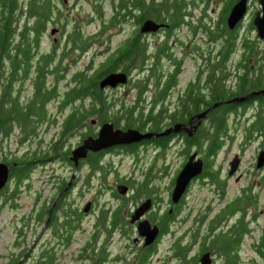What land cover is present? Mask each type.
I'll list each match as a JSON object with an SVG mask.
<instances>
[{
    "label": "rangeland",
    "instance_id": "1",
    "mask_svg": "<svg viewBox=\"0 0 264 264\" xmlns=\"http://www.w3.org/2000/svg\"><path fill=\"white\" fill-rule=\"evenodd\" d=\"M31 0H28V9L31 6ZM117 0H50L52 5L50 15L54 17V23L47 25L45 31L38 34V44L35 47L33 62L37 61L39 54L48 53L54 50V58L47 65L52 69L58 64V70H62V77L55 79L56 71L46 74L45 84L54 86L55 96L47 101V113L45 120L41 124H37L35 134L22 141L19 140L20 133L16 127L7 136L0 134V160L6 153L12 157L17 156L22 151L36 148L41 144L42 148L47 146L51 138L58 135L61 124L66 113L76 106L77 103H70L64 109L59 110V101L62 99L66 88L72 84V73L88 67L89 71L94 70L99 63L113 51L121 48L125 37L132 28V21L125 20L110 24L108 19L113 12V4ZM193 6L195 13H199L200 0ZM26 4V0H21ZM259 8L258 0H248L247 11L244 17L238 21V35H246L249 38L254 35L251 31L250 19L253 9ZM213 13L212 10L209 11ZM29 14V11H28ZM60 15V21H57V15ZM215 15V13H214ZM17 24L20 27L25 23L24 12L19 15ZM34 18L28 17V26L33 24ZM63 25L59 31L51 32L50 26ZM79 29L82 38H86L87 47L80 49L79 44L72 43L69 38L70 34ZM32 37L33 34L30 33ZM56 37V39L54 38ZM78 42V41H77ZM263 42H258L262 44ZM238 50L241 47L237 46ZM192 58V57H191ZM191 58L185 59L182 63L176 88L184 87L188 80L194 77L195 71L201 65L193 62ZM74 60L70 65L68 62ZM162 65L167 72L171 65L166 63ZM62 66V67H61ZM133 76L137 75L136 71L132 72ZM30 76V75H29ZM136 79V78H135ZM53 82L55 85H53ZM120 84V85H119ZM113 87H105V91L110 97L115 99L112 109L117 110L120 102L133 103L136 100L137 91L131 89L126 82L119 83ZM151 90L153 89V81H151ZM16 86L20 88L22 101H27L33 95L34 84L28 77L23 81H17ZM148 91L145 96L149 100ZM167 99H171L167 97ZM174 99V92L172 100ZM147 107V104H146ZM238 107L237 113L230 116V129L228 137L222 147L218 150L212 163L214 168L219 169V181L209 180V178H201L194 180L183 199L180 215L175 221L167 223V230L161 234L155 244V250L147 257L148 264H189L179 259L174 252V244L177 239L188 243L190 251L187 256L191 258L199 252V246L203 239V235L207 231L208 222L214 217L226 204L235 198H239L236 205V213L226 220L225 215L219 222L217 228H226L230 222L237 221V215H242L245 221L246 229L242 233L238 254L241 262H255V264H264V256L262 257L255 251L254 245L258 244L260 236L264 233V166L256 167L257 154L264 147V138H258V132L252 137L245 138L244 125L249 118H253V112L249 105L243 109ZM94 118V121H91ZM54 119V120H53ZM100 122L96 116H88L85 123L79 128L74 129L62 140L59 152L53 153L47 160L35 162V166L31 168L30 173L19 183L15 179L9 178L8 187L0 194V203L6 197V201L0 206V264H3L10 257L15 256L20 250L28 247V263L39 250L42 242L49 239L56 240L52 235L50 227L47 225L45 217L40 220L36 219L35 213L39 206L55 197L59 191L63 193L64 204L77 207L82 212L79 226L74 230L72 241L67 248L60 251L61 256L56 264H92V260L96 258L97 252H93L91 259H79L77 254L85 240L92 237L96 228L95 221L102 209L109 210L112 205L117 203L116 196H113L110 187H115L118 178L128 179L131 181L139 180L142 176L139 167L133 166L135 157L130 154L112 153L106 154L101 160L103 168L93 171L89 177L88 166H83L80 171H76L74 165L62 156H67L64 150H69L75 146L84 136L93 134L99 129ZM181 142L171 145L165 150V156H160L157 163V175L152 179L151 188L157 195H161L162 208L167 207L166 198L168 193V185L175 170L179 169L183 162L181 154ZM146 154L148 159L155 152L150 146ZM142 150L138 148V155ZM240 153V163L237 170L228 175V162L234 153ZM144 156L145 152H141ZM145 154V157H146ZM202 156V154L199 153ZM166 161L169 165V171L163 173L160 163ZM144 161H147V157ZM140 161L139 163H142ZM137 164V163H136ZM109 169H108V168ZM105 171L103 175L102 171ZM103 175V176H102ZM86 176V177H85ZM67 181L63 189H59L58 185L61 180ZM130 181V182H131ZM129 182V183H130ZM130 185V184H129ZM14 192V193H12ZM13 194V196H11ZM126 200V209L139 202L140 196L133 198V193L128 187ZM90 202L87 211H83V206ZM206 214V215H205ZM204 215V220L197 222L198 218ZM223 220H226L222 223ZM126 226L129 232V239L121 236L119 231L111 230L108 233L101 231L97 238V244L102 247L104 245L107 256L99 264H118L113 261L112 256L119 253L123 256L121 264H134V257L137 248L141 246L140 240L134 241L135 236H139L135 225L126 218ZM101 228V227H100ZM197 233V235H194ZM196 238V239H195ZM131 250H134L132 253ZM215 252V262L219 264L222 257L217 255V250L211 248ZM27 252V251H26ZM25 252V253H26ZM24 255L21 257L23 258ZM128 257V260L125 259Z\"/></svg>",
    "mask_w": 264,
    "mask_h": 264
},
{
    "label": "trees",
    "instance_id": "2",
    "mask_svg": "<svg viewBox=\"0 0 264 264\" xmlns=\"http://www.w3.org/2000/svg\"><path fill=\"white\" fill-rule=\"evenodd\" d=\"M28 17H33V24L30 26L32 30L26 29L25 23L20 27L17 24L19 15L25 10L26 4L21 0H0V134L7 136L16 127L19 130L22 141L28 137L33 136L36 131V121L45 120L47 113V101L55 96L56 91L54 86H47L45 83L46 74L51 72L48 68L46 73L45 68L53 60L54 56L49 53L39 54L37 57V64L39 70L36 76L33 77L34 90L33 95L29 100L22 101L20 88L16 86L17 81H23L27 77V67L32 64L35 54V47H37L39 31L43 30L47 18L50 16L51 3L50 0H31ZM138 0H117L113 4V12L108 19L110 24H116L128 19H133L136 23L140 20L137 16ZM229 3L225 5V16L227 14ZM182 5L176 1L161 0L156 14L163 19L178 20L181 15ZM224 16V19H225ZM227 23V22H226ZM224 22V27L218 30L219 33L226 34L227 28ZM251 25V24H250ZM251 27V26H249ZM236 32V31H235ZM32 33L31 38L29 34ZM71 35L72 42L78 43L80 49H85L87 43L86 38L81 37L80 30L77 29ZM228 35V34H227ZM229 36V35H228ZM78 41V42H77ZM225 41L230 42L227 48H233L235 45L241 47V66L240 72L233 76H228L225 70L221 75H214L212 71L207 78V81L202 86H195L196 82H190L187 92L178 100V106L174 110H166L164 94L153 98L151 105L146 107L144 105L142 96L143 89L146 87L147 79L138 77L133 81V86L137 87L136 100L133 103H125L121 101L117 110L112 109L115 104V99L100 88L98 81L102 76L112 70L128 71L131 67L137 65H129L123 62V57L128 53H124L126 49L118 48L111 52L105 60L98 64L94 70L89 71L88 67L80 69L71 76L73 81L71 86L66 88L62 99L59 101L58 108L64 109L70 103H77L71 108L63 118L61 129L58 135L49 141L48 145L43 147L39 144L36 148L22 151L17 156L12 157L4 154L1 159L9 165V178L15 179L19 183L30 173L31 168L35 166V162H42L52 157L55 152H59L62 140L68 134L79 128L85 123L88 116H96V119L101 123L105 120L114 122L115 126L120 127H137L141 130L149 129L151 131L160 132L164 130L165 125H172L174 122L182 121L188 122L189 119L195 117V114L212 106L215 102L217 105L212 106L204 117L200 119V124L192 135L184 134V146L181 148V153L187 154L191 148L198 150L202 154L204 167L201 173V179L209 178V180L219 181V169L214 168L212 163L224 142L228 137L230 129V116L237 113L238 107H245L250 102L251 95L243 101H228L234 97L244 95L246 93H256L254 91L256 80L251 72L249 66V57L251 55L250 38L245 34L237 42L234 32L231 37H227ZM132 48L128 50L137 51L136 37L131 40ZM127 51V50H126ZM212 69V67H211ZM160 73V72H159ZM57 80L58 78L55 77ZM127 82V81H126ZM198 84V83H197ZM53 85L54 82H53ZM159 101L156 107L155 102ZM242 109V110H243ZM257 122L251 120L244 125L245 138L252 137L253 134L260 131L264 134V115L259 112L257 114ZM93 118H91L92 121ZM54 120V119H53ZM182 131V130H181ZM180 132V131H178ZM93 134H96L94 132ZM169 137L167 135L152 136V141L165 142ZM135 143V142H132ZM163 143L161 147L164 146ZM69 153V150H64ZM67 156H63V159ZM99 156L91 154L89 157L90 164L96 169H101L98 162ZM103 175L105 171L103 170ZM102 175V176H103ZM67 184L64 179L59 182L58 188L61 190ZM132 189L135 191V196L149 194L150 191L144 182H130ZM8 187L6 183L1 189L0 194H5L3 191ZM14 193V192H12ZM60 195L56 198V196ZM59 193L51 198L50 201L39 206L35 213L36 219L40 220L45 217L47 225L50 227L52 235L56 240L49 239L42 242L41 247L28 263V247L20 250L15 256L10 257L3 264H56L61 256L60 251L67 248L73 237L74 230L79 226V221L82 212L77 207H71L64 204V194ZM116 195L117 192L115 191ZM13 196V194L11 195ZM6 197L2 202L6 201ZM2 202L0 206L3 205ZM239 198H235L221 209L210 221L206 233L199 246V250L211 249L225 251L229 256V250L238 243L239 238L245 231V221L243 216L239 215L237 221L233 223L230 228H217L219 222L228 211H233L236 208ZM117 209L111 218H108L107 209H102L96 218V228L91 238L85 240L79 250L77 257L79 259H91L92 253L97 252L96 258L92 260V264H99L105 259L107 251L104 245L100 247L97 244V238L101 231L105 233L110 232V225L117 223V216H119ZM117 214V215H116ZM126 220H123L124 224ZM101 227V228H100ZM167 230V224H162L161 233ZM194 235H197L195 233ZM264 237V236H263ZM181 239V238H180ZM177 239L174 244L175 255L181 260L186 258L185 250L189 247L188 243ZM196 239V238H195ZM155 250V246H145L140 249L138 259L134 264H148L147 257ZM27 251V252H26ZM26 252V253H25ZM25 253V256L21 258ZM184 261V260H183ZM195 257L189 264L195 263ZM184 262H187L186 260Z\"/></svg>",
    "mask_w": 264,
    "mask_h": 264
},
{
    "label": "flooded vegetation",
    "instance_id": "3",
    "mask_svg": "<svg viewBox=\"0 0 264 264\" xmlns=\"http://www.w3.org/2000/svg\"><path fill=\"white\" fill-rule=\"evenodd\" d=\"M170 1L172 2L176 0H170ZM235 1L236 0H200L201 2L199 7L200 12L196 14L194 12L195 8L193 6H195L198 3L197 0H177V2L182 5L180 10L181 15L178 20L169 18L170 21H168L167 18L163 19L162 17H160V15L156 14V9H158L161 0H138L137 16L140 21L136 23L135 21H133V19H128L129 21L131 20L133 22L132 28L125 37L121 48L127 50V51L125 50L124 52L125 54L128 53L127 56L123 57V62L129 65L132 64L137 65L136 67H131L128 71L124 70L128 75L126 84L129 87H131V89H134L138 92L137 87L132 85L133 81L136 80L138 77L147 79L146 87L143 89L144 91L142 92V96L144 97L143 100L144 105L147 104V107L150 106L154 96L158 97V95L164 94L163 95L165 96L164 102L165 105L168 107L166 108V110L169 111L174 110L178 106L179 98L183 97L186 94L190 82L197 81L195 86L196 87L198 85L202 86L205 83V81H207L208 75L212 71L214 72V75H221V73L226 70L229 73L228 76H233L234 74H238L240 72V66H241L240 60L242 56L241 50L237 49V45H235L233 48H227L228 47L227 45H229L230 42L225 41L227 37L229 36L231 37V33L233 32L235 34L236 41L238 42L240 40V36L238 35V30H239L238 23L231 28H229L226 23L229 10ZM227 3H229V6H228L227 14L225 16V5ZM260 8L261 6L259 2V8L252 10L251 12L252 16L250 19L251 31L252 30L254 31V35L250 37L251 55L249 57L250 59L249 66L252 76L255 79L260 80V81L256 80V84L253 90L258 92L253 93L251 95L250 102L248 104L253 112V116H252L253 118H251V120L255 122H257L258 120L257 114L259 112H261L264 115V38L258 37L257 29L252 22L255 13L258 12ZM210 10H212L213 13H210L209 12ZM24 14H25V26L28 32V30H32L30 26H28V0H26V7L24 10ZM145 19H153L155 22L159 23L160 25L155 30L142 31L140 27ZM58 21H60L59 14L57 15L56 22ZM51 22L54 23V17L50 15L46 20V24L43 30L39 31V33L45 31L47 25ZM224 22L226 23V28H227L226 34L219 33L218 31L221 30V27L222 28L224 27ZM61 28H64V26L63 25L50 26V31L52 32L53 30V32H56L59 31ZM74 31L72 32V34L74 33ZM135 37H136L137 51L133 50L131 52H128V50L132 48V45H135V44H131V40L134 39ZM54 38L56 39V37ZM69 38H71V35ZM258 42L260 43L263 42V43L258 44ZM114 51L115 50H113L112 52ZM50 53L54 55L55 52L54 50H52ZM188 57L189 58L192 57L191 59L193 60V62L200 64L201 66L196 69L194 77L188 80V82H186L184 87L178 88L176 91H174L177 85L180 71L182 69V63ZM164 61H166V63H169L171 65V68L167 72L165 71V68H162V65L165 64ZM72 62H74L73 59H71V61L68 62V65H70ZM26 70L28 74L27 75L28 79H31L34 84L33 77L36 76V73L39 70L37 62L32 61L31 66L29 68L27 67ZM57 70H58V64L54 66L51 69V71H56L55 75L59 79L63 76L62 75L63 71L62 70L57 71ZM45 71L46 73L48 72V66L45 68ZM78 71L79 70L75 72ZM133 71H136L137 73L135 77L132 74ZM75 72L72 73V76L74 75ZM151 81H153L152 90L149 88L151 86L150 85ZM148 91H151L152 94L149 95V100L147 101L145 96L148 95ZM173 92H174V99L173 101H171L173 97ZM167 97H170L171 99L168 100ZM157 104H159V101L155 102L154 107H156ZM72 107L74 108L75 106ZM42 122L43 119L40 121L35 120L36 124H41ZM195 123H196V119H193L192 123L190 124V129H189L190 133L187 130H182L180 132H172L171 134H169L168 139L165 140L164 143L152 141L151 140L152 137H151L149 139H144L142 141L135 143L118 144L100 149L99 151H94V152L89 151L85 158H81L79 160L77 166L75 167V170L80 171L83 166H88L89 172L86 176L89 177V175H91L93 171L99 170L96 169V167L94 168L90 164L89 157L91 156V154H95L96 156H99L98 162L101 165L100 167L101 169L103 168V164L101 160L103 159V156L108 153L112 154L114 152L116 153L121 152L124 154L133 155L135 157V162L133 166L136 165V167H139L140 173L142 174L141 178L135 181H137L138 183L144 182L150 191L149 194L146 193L144 195H141L139 202L137 204L134 203L131 206V208L127 210L126 200L128 199L129 194H127V192L123 194L119 193L116 190V185L118 183L127 184L134 196L135 191L134 189H132V186L129 185V182L133 178L131 177L130 180L118 178L116 180L115 187H110L113 196H116L118 201L116 204L112 205V208L109 210L108 218L109 217L111 218L110 215H112L113 217V214L116 212L117 209L120 210H118L119 216H117L116 218L118 222L110 225L111 226L110 231L111 230L119 231L121 236L125 237V240L127 241L129 239V232L126 226V222L123 224L122 221L126 220V218H128L130 221L131 213L134 211V209L141 201H143L148 197L151 198V206L143 212V214L139 217V219H148L151 225L156 224L158 226L159 229L158 235L150 243V246H155L157 240L160 238L162 234L161 233L162 224H167L168 222L175 221V219L180 215L181 205L183 203V199L185 195L187 194V190L190 184L194 180L201 178L202 177L201 174L193 177L192 180L190 181V184L187 186L186 191L180 196L178 201L173 202L171 200V190L173 187L175 176L179 170L176 169L175 174L172 176V178L169 181L167 198L165 199L167 207L164 208H162L161 206V202L163 198L161 195H157L155 194L156 192L155 193L153 192V189L151 188L152 185L151 182L153 180L152 178L156 177L157 175V166H158L157 161L160 158V156H163L164 158L166 154L165 150L168 147H170L172 144L175 145V143L177 142L182 143L181 146L182 148L184 146V134H187L189 136L192 135L193 132L198 127V125L200 124L198 123L196 127H193V124ZM168 125H165L163 128H165ZM145 130H149V129H145ZM257 137L262 139L264 138V134H261V132L258 131ZM81 140L77 144H79ZM162 143L164 146L161 147ZM149 146L151 148H154L155 152L148 159L146 152L149 150L147 149ZM260 147H264V144H261ZM138 148L142 150L141 152H145L147 161H144L146 158L145 154L144 156L141 152L139 155L137 154ZM70 149H69V154L67 155V160H69V162L73 164L72 160L69 159ZM193 150H195V148H191L187 154L181 153L185 158V160L188 154ZM239 155H241V152L239 153ZM185 160L183 159V162ZM140 161L143 162L139 163ZM183 162L181 163V166ZM160 166H162L163 173L169 171V165L166 163V161L163 160V162L160 163ZM115 191L117 192V195ZM129 198H131V196ZM234 210L225 213L226 220L228 219L229 216L234 215L236 213V211ZM204 218H205L204 215H201L198 218L197 222L203 221ZM139 219H136L135 221H130L132 225H135L136 230ZM226 220H223L222 223L225 222ZM234 222H230L226 226V228H230L229 226H232ZM263 236L264 233L260 236L258 240L259 241L258 244L254 245L255 251H257L262 257L264 256ZM138 240H140L141 246L137 248L136 252H134V250H131L132 253L133 252L135 253L133 262H136V260L138 259V253L140 249L149 245V244L147 245L143 244L144 242L143 235L134 237V241H138ZM239 240L238 243L235 244L234 247L229 250V256H227L225 251L217 250L216 252L217 255L222 257V260L219 262V264H255L254 261H252L251 263L241 262L238 254ZM206 250H210L211 252L210 264H216L215 252L211 249L198 250L199 252L193 255L196 260L194 264H199V257ZM189 251H190L189 249L185 250L186 258L183 260L184 261L186 260L190 263L193 256H191V258L187 256V253ZM112 259L118 264H121L120 261L123 259V256L119 253H116L114 254V256H112ZM125 259L128 260V257L125 256Z\"/></svg>",
    "mask_w": 264,
    "mask_h": 264
},
{
    "label": "water",
    "instance_id": "4",
    "mask_svg": "<svg viewBox=\"0 0 264 264\" xmlns=\"http://www.w3.org/2000/svg\"><path fill=\"white\" fill-rule=\"evenodd\" d=\"M260 10L255 13L252 22L257 29V35L259 38H264V0H259ZM248 0H236L227 15V25L229 28L234 27L238 21H240L247 11ZM159 23L155 22L153 19H145L141 25L142 31L155 30L159 27ZM53 32V30H52ZM128 79V75L123 70H112L106 73L98 81L100 88L113 87L119 83H125ZM252 93H246L241 96L234 97L228 101H243L247 99ZM215 102L212 106L217 105ZM202 110L195 114L197 122L193 124V127L200 122V119L204 117L207 111L212 107ZM192 116L188 122H174L172 125L167 126L164 130L160 132L151 130H141L137 127H120L115 126L113 121L105 120L100 123L99 129L96 134H88L84 136L81 142L70 149L69 159L72 160L74 167L77 166L81 158H85L89 151H99L100 149L107 148L118 144H128L132 142H139L144 139H149L152 136L167 135L172 132H178L181 130H187L189 133L190 124L193 120ZM95 119L93 118L92 121ZM240 163L239 153H234L232 158L229 160V167L227 174L232 175L238 168ZM264 165V149H261L256 158V167H261ZM204 167L203 158L199 155L198 150L191 151L186 160L183 162L182 166L179 168L173 183L171 190V200L173 202L178 201L180 196L186 191L187 186L193 177L202 173ZM9 179V165L0 160V189L7 183ZM116 190L119 193H126L128 190V185L125 183H118L116 185ZM60 193L56 196V198ZM90 206V202H87L83 206V211H87ZM151 206V198L148 197L141 201L134 211L131 213L130 221H135ZM137 232L139 235L144 236V245L150 244L155 237L158 235L159 229L156 224L151 225L148 219H139L137 224ZM211 262V252L210 250L204 251L199 257V264H210Z\"/></svg>",
    "mask_w": 264,
    "mask_h": 264
}]
</instances>
